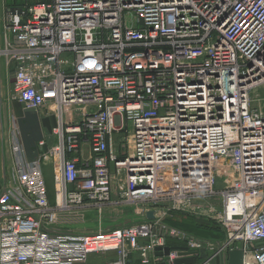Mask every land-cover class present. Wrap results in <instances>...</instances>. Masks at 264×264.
<instances>
[{
	"label": "built area",
	"instance_id": "1",
	"mask_svg": "<svg viewBox=\"0 0 264 264\" xmlns=\"http://www.w3.org/2000/svg\"><path fill=\"white\" fill-rule=\"evenodd\" d=\"M3 23L12 100L53 109L58 141L30 161L11 131L0 264H130L136 254L152 264L170 240L203 250L166 223L172 213L222 228L209 262L240 252L241 264H264V106L254 98L264 88V0H52L9 9ZM122 204L139 221L54 231L67 213Z\"/></svg>",
	"mask_w": 264,
	"mask_h": 264
},
{
	"label": "crops",
	"instance_id": "2",
	"mask_svg": "<svg viewBox=\"0 0 264 264\" xmlns=\"http://www.w3.org/2000/svg\"><path fill=\"white\" fill-rule=\"evenodd\" d=\"M4 11V10H3ZM3 11H0V48H3V26H4V16L1 18V15ZM12 70L13 74V65L7 66L6 60L4 57L0 58V111L1 109H4L2 106V102L5 101L6 103H12V94H13V77L12 81L9 80L4 74L5 71L9 72ZM21 105L16 103H12L9 105L8 112L10 114H13L15 118L19 121V123H22L24 126V130H26L28 134V138L33 137L34 134L38 135V143H32L30 140H24V146L27 151L28 158L30 161H33L40 155H42L44 152H47L50 147L55 145L58 141V136L54 135L53 130L55 129L57 125V118L55 116V112L53 109L50 108H44L39 111V113L34 112H27L23 109V107H20ZM29 117H35V120L31 122L32 120H28L26 122L25 118L27 119ZM5 117V114L0 115V123H2L3 118ZM30 136V137H29ZM46 141V145L43 149H40L39 142ZM7 146H9V138L7 139L4 133V129L2 126L0 127V193L3 192L10 184L12 179V165H13V158L11 155V151L7 149ZM83 157L81 158L84 161L89 160L90 158V151H89V145L87 143L84 144L83 147ZM82 164L79 165V167H82ZM44 176L49 177V181H51V184L46 179L48 187L54 188L53 185V169L52 165L48 163L43 168ZM64 227V226H63ZM61 224L54 227V231H64ZM196 239L201 241L204 244V249L200 256H183L180 258H177L176 261L171 262L166 258L161 257L160 259L154 261L152 264H194V259H203L205 261L207 259V255L204 253L206 250H208L211 246H219L222 241H219L217 237L210 235L207 237H201L198 235L192 234ZM211 253L208 252V255ZM94 259H97L96 257L91 258V260L94 261ZM130 264H141L139 255H133L131 257ZM211 264H241V254L240 252L235 253H226L217 256Z\"/></svg>",
	"mask_w": 264,
	"mask_h": 264
},
{
	"label": "rangeland",
	"instance_id": "3",
	"mask_svg": "<svg viewBox=\"0 0 264 264\" xmlns=\"http://www.w3.org/2000/svg\"><path fill=\"white\" fill-rule=\"evenodd\" d=\"M42 0H0V11H3L1 18L3 16L5 17L6 12L10 9V6L12 7H20L21 8H27L30 6L29 4H33L32 6H35L37 4H40ZM131 21L132 15L126 14L125 15V21ZM9 80L12 81L13 74L12 70L9 72L5 71L4 74ZM255 99H261L263 101L264 106V88H261L257 90V92L254 94ZM12 103H16V101L12 100ZM12 103H6L5 101L2 102L3 108L0 111V115L5 114V117L2 120V123H0V127L4 129V133L6 138L8 139L11 135V131L14 129H19V136L24 143V140H30L32 143H38V135L34 134L33 137L28 138V134L26 130H24V126L22 123H19V121L15 118L13 114H10L8 112V107ZM21 107V106H20ZM22 108V107H21ZM35 114V113H33ZM25 118V121L32 120L33 122L35 120V117H29ZM25 144V143H24ZM7 149L9 150L10 147L7 146ZM10 151V150H9ZM46 179L49 181V177H46ZM51 184V181H49ZM136 211L135 206H129V205H119L117 209H113L111 207H106L103 210V213L100 214L98 209L96 208H90L83 211H79L78 213H67L69 215H62L60 217V224L64 227H66V230L73 231V232H79V233H97L102 230H112L116 228L125 227L128 225H131L132 223H136L139 221L140 218L136 217L134 214ZM100 222L102 223V228H100ZM104 257L106 256H100L96 257L97 259L91 260L90 263L97 264L104 261Z\"/></svg>",
	"mask_w": 264,
	"mask_h": 264
},
{
	"label": "trees",
	"instance_id": "4",
	"mask_svg": "<svg viewBox=\"0 0 264 264\" xmlns=\"http://www.w3.org/2000/svg\"><path fill=\"white\" fill-rule=\"evenodd\" d=\"M52 0H42L40 2L42 3H49ZM30 6H32L33 4H29ZM28 6V7H30ZM23 6L20 7H12L10 6L11 10H23V8H21ZM48 186V185H47ZM48 190L50 192V197H53V188L48 187ZM166 223L169 226L184 230L190 234H194V235H198L201 237H207L210 235L215 236L218 238L219 241H223L225 239V234L222 230V228L216 224L215 222L209 221V220H203L200 218H196L187 214H183V213H172L167 219H166ZM168 245L172 248V249H176L179 251H185V244L184 243H180L178 241L175 240H170L168 241ZM203 259H194V264H201L203 262Z\"/></svg>",
	"mask_w": 264,
	"mask_h": 264
},
{
	"label": "water",
	"instance_id": "5",
	"mask_svg": "<svg viewBox=\"0 0 264 264\" xmlns=\"http://www.w3.org/2000/svg\"><path fill=\"white\" fill-rule=\"evenodd\" d=\"M147 218L149 220H153L154 219V212L150 211L147 213ZM163 251V252H162ZM157 256H166L168 257L170 255V247H166L163 250L161 248L157 249ZM197 255L196 252H187V253H179L178 256L182 257V256H195Z\"/></svg>",
	"mask_w": 264,
	"mask_h": 264
}]
</instances>
